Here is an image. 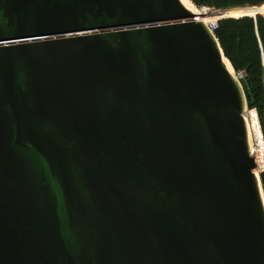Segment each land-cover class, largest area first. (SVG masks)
<instances>
[{"label": "water", "instance_id": "95a60500", "mask_svg": "<svg viewBox=\"0 0 264 264\" xmlns=\"http://www.w3.org/2000/svg\"><path fill=\"white\" fill-rule=\"evenodd\" d=\"M196 17L0 0V264H264L245 95Z\"/></svg>", "mask_w": 264, "mask_h": 264}, {"label": "trees", "instance_id": "16d2710c", "mask_svg": "<svg viewBox=\"0 0 264 264\" xmlns=\"http://www.w3.org/2000/svg\"><path fill=\"white\" fill-rule=\"evenodd\" d=\"M191 1L195 5L227 10L209 12L204 19L208 22L211 19L225 18L219 20L214 34L234 73L243 72V78L239 81L246 107L256 112L264 142V15L256 14L257 8L264 6V0ZM254 14L255 17L242 16ZM259 169H264V162H259ZM259 178L264 193V171Z\"/></svg>", "mask_w": 264, "mask_h": 264}, {"label": "built area", "instance_id": "2783aa9c", "mask_svg": "<svg viewBox=\"0 0 264 264\" xmlns=\"http://www.w3.org/2000/svg\"><path fill=\"white\" fill-rule=\"evenodd\" d=\"M189 2V4L192 6V8L194 9V14L197 15V17L194 19L195 21H199L201 22V20H203L204 16H207L208 14H210L209 12L212 11H216L215 9H211L205 6H200V5H195L191 0H187ZM219 20H221V18L219 19H211L210 21L206 22L205 24L207 25L209 31L214 34L215 30L217 29L218 26V22ZM215 35V34H214ZM237 78L240 80L243 78V72H238L236 73ZM249 114L251 115V130H252V125H253V120H255L257 127V134H255V131L253 132V136H254V145L253 148H251L250 150V155L255 159L256 162V166H257V172L261 173L264 171V169H259V166L257 164V154L262 155V157L264 158V142H263V137H262V133L260 130V126L259 123H257L258 120L257 116H256V112L253 109L249 110Z\"/></svg>", "mask_w": 264, "mask_h": 264}, {"label": "bare ground", "instance_id": "6f19581e", "mask_svg": "<svg viewBox=\"0 0 264 264\" xmlns=\"http://www.w3.org/2000/svg\"><path fill=\"white\" fill-rule=\"evenodd\" d=\"M179 2L181 3V5H182L186 10L191 11V12L194 13V9L192 8V6L189 4V2H188L187 0H179ZM257 15H258V14H257ZM250 17H252V16H250ZM253 17H255V16H253ZM201 22H202V23H206V20L203 19V20H201ZM222 65H223V67L226 69V71H227L229 74H233V73H234V71H233V69H232L230 63H229L225 58L222 59ZM252 120H253L252 131H255V134H257V127H258V126L256 125L255 120H254V119H252ZM245 121H246V120H245ZM247 131H248V130H247ZM248 134H249V133H248ZM259 162H264V158L262 157V155L257 154V164H258V166H259ZM258 170H259V168H258ZM256 176H258V173H256Z\"/></svg>", "mask_w": 264, "mask_h": 264}, {"label": "rangeland", "instance_id": "374dc122", "mask_svg": "<svg viewBox=\"0 0 264 264\" xmlns=\"http://www.w3.org/2000/svg\"><path fill=\"white\" fill-rule=\"evenodd\" d=\"M263 8H264V6H261V7H258L257 8V13L256 14H263L264 15V13H263ZM233 9H235V8H233ZM217 11V10H216ZM256 14H254V15H242V16H255ZM229 18H231V17H229ZM234 74V76L236 75L235 73H233ZM249 110L250 109H248L247 107L244 109V111H243V113H242V115H243V117L245 118V120H246V123H247V127H248V132H249V143H250V148H253V145H254V136H253V132H252V130H251V124H252V122H251V115L249 114ZM256 120H258V119H256ZM257 123H259L258 121H257Z\"/></svg>", "mask_w": 264, "mask_h": 264}]
</instances>
